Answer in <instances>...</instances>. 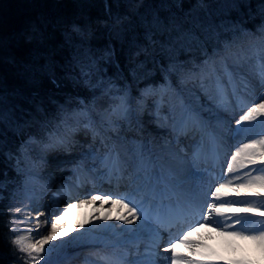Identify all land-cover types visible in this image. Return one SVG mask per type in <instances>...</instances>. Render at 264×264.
Wrapping results in <instances>:
<instances>
[{"label": "snow or ice", "instance_id": "6c2138e0", "mask_svg": "<svg viewBox=\"0 0 264 264\" xmlns=\"http://www.w3.org/2000/svg\"><path fill=\"white\" fill-rule=\"evenodd\" d=\"M201 7L206 8L208 5L202 3ZM227 7L229 15L200 22V28L207 34V39L197 40L195 43L204 52L206 59L198 66V72L183 73L188 78L199 80L201 89L210 100H223L229 93L239 100L241 86L245 92L255 87L264 90V0H260L258 11L254 10L252 13L247 9L253 6L246 0H234ZM233 9L241 11L231 12ZM98 24L104 28L103 43H97ZM57 34L60 36L58 41ZM191 36V31L179 21L161 13L147 16L132 12L114 15L109 10L105 21L83 18L37 20L24 35L25 43L32 45L28 56L13 61L22 81L21 87L16 91L20 102L11 107L7 116L0 111V124L6 118L9 119L13 131L21 135L28 129H38L37 133L29 134L25 147L36 144L38 147L42 146V152L64 147L68 144L67 136L60 133V125L53 128V120L45 115L53 106L58 92L69 84L81 83L100 87L105 95L113 90L119 92L113 78H101L105 65H115L124 56L130 64L134 63L139 68L141 61L137 58L148 56L157 48L172 54L177 47L187 45L191 48L192 45L188 42ZM242 37L253 44L247 50L234 53L233 49ZM209 41H215L211 55H208L204 47ZM185 67L173 60L168 71L181 72ZM118 78L119 73L116 74V79ZM113 98L120 100V110L124 118L129 119L126 94L114 95ZM202 110L203 106L196 108L183 102L179 106L173 105L170 115L164 120L170 121L169 126L175 133V143L168 141V146L159 152L154 151L147 143H139L130 149L125 148L123 155L115 146L102 155L96 149L82 154L78 168L91 163L104 169L102 175L109 179L127 177L131 190L111 202L127 210L126 215L117 217L123 225H136L122 229L124 239L115 245L117 248L131 245L132 248L112 255L96 254L97 258L90 260L89 264H200L199 261L179 254L176 244L187 243L188 232L206 224L226 235L255 241L264 249V227L259 230L244 227L256 223L264 226V220L251 221L243 215L226 214L234 211L256 212L264 217V210H261L264 208V97L261 102L247 106L235 121V133L243 136L246 142H240L235 151L229 153L230 160L226 162L228 178L220 176L208 182H204V178L192 170L197 168L201 143L194 145L191 159L179 147L181 135H191L194 138L199 134L201 141L207 137L213 143L217 140L213 135L216 129L211 119L206 120L201 115ZM56 111L57 117L62 118L65 125L68 124L73 113L67 107L59 105L56 106ZM208 111L219 125L220 116L214 115L211 108ZM245 124L247 126L241 127ZM42 131H48L47 142L43 137L39 140L36 138ZM2 145L3 139H0V146ZM36 158L44 161L43 154H38ZM33 178L38 177L32 174L27 177L28 180ZM193 181L201 185L199 192L193 191ZM3 186V180H0V188ZM226 189H232L236 197H230ZM110 199L109 195L100 194L80 202L95 203L103 200L107 203ZM237 205L242 207L237 209ZM71 206L69 204L67 207ZM67 207L55 215L51 222V233L35 243L26 244L22 239L14 238L18 251L25 253L32 264H40L41 260L45 264H52L42 255L51 253L52 249H45L44 245L58 239L57 225L67 214ZM189 214H199V219L184 229L177 238L169 239L162 245L161 229L170 228ZM40 215L45 213L41 212ZM214 216L220 219L214 220ZM102 219L108 220L111 217L105 216ZM161 251L167 255L161 256Z\"/></svg>", "mask_w": 264, "mask_h": 264}, {"label": "trees", "instance_id": "16d2710c", "mask_svg": "<svg viewBox=\"0 0 264 264\" xmlns=\"http://www.w3.org/2000/svg\"><path fill=\"white\" fill-rule=\"evenodd\" d=\"M233 2L234 0H0V111L7 116L11 107L20 102L16 91L21 87L22 81L18 77L17 65L13 61L28 56L32 45L25 43L24 35L29 26L37 20L83 18L105 21L110 10L114 15L132 12L147 16L161 13L175 18L188 28L192 33L188 41L192 45L191 48L187 45L177 47L174 54L162 52L157 48L150 55L137 58L141 61L139 68L134 63L130 64L124 56H121L115 65L104 66L101 78L105 80L113 78L115 88L120 89L119 92L113 90L109 93L120 96L126 94V100H130L131 92L139 96L161 83L156 79L158 76L162 77L163 83H169L170 80L176 83L182 78L183 73L197 70L206 59L204 52L195 43L197 40L207 39V34L200 28V22L204 19L210 20L229 15L230 10L227 6ZM246 2L253 6L247 9L249 13L258 11L260 0H246ZM202 3L208 7L202 8ZM239 11L241 10H231V12ZM97 27V43H103L104 28L99 24ZM59 39L60 36L57 34L56 40ZM214 46L215 41H209L204 45L208 55L212 54ZM173 60L186 67L181 72L168 71ZM117 73H119L118 79H116ZM97 94H104L100 87L84 83L69 84L63 91L57 93L53 106L45 115L53 120L54 128L62 121V118L57 117V105L67 107L73 114L86 113L80 98L90 105ZM0 130H2L0 139H3V145L0 146V180L4 182V186L0 188V264H25L24 260L15 259L19 251L14 244L12 233V202L15 189L18 191L21 182L16 157L20 153L22 142L28 140L29 134L37 133L38 129H28L21 135L13 131L10 120L6 118L3 124H0ZM44 132L47 131H42L39 135ZM27 264H32V261L28 260Z\"/></svg>", "mask_w": 264, "mask_h": 264}, {"label": "rangeland", "instance_id": "374dc122", "mask_svg": "<svg viewBox=\"0 0 264 264\" xmlns=\"http://www.w3.org/2000/svg\"><path fill=\"white\" fill-rule=\"evenodd\" d=\"M198 83H199V80L197 79H189L186 82H182L179 86V90L176 94V98H178L181 102L189 104L194 107L199 106L201 108V106H203V108L206 110V112L202 110V113H203L202 116L204 117V119L206 120L214 119L212 115H207V112H209L207 110V107L213 106L216 103H221L222 100H220L219 98H217L216 100H210L207 95H205L204 97L201 96V92L204 93V91L201 89L200 84ZM242 93H245V91L243 90L241 86V94ZM228 96H226L225 98H227ZM113 97L114 95L97 96L90 110L91 112H95L94 115L96 117L93 119L94 116L92 114L88 116L87 115L84 116L82 113H77L76 117L79 119L78 120L79 123L77 121L74 122L73 118H71V120L66 125L62 122L60 124V129H59L60 133H63L65 129L67 130L76 129L79 127L78 125H83V124L90 125V122H91L92 124H95L96 127H102L105 130V132L106 131L110 132L111 144L107 146V151H109L110 148L115 146L117 150L121 152L120 150L121 148L123 149L131 148L136 142V139H134L133 137H129V134L125 132V127L123 126L125 124V126L127 127V122L133 121L132 118L135 115L131 114L132 110L135 109L137 111L135 120H137V122L141 125V128H140L141 132L150 133L151 126H152L150 124H153V121L158 122V120L162 119V117L165 116L164 114H160L158 110L150 106L146 110L145 105L140 104V101L139 103H136L137 105L135 103L127 104V107L130 112L129 119H125L122 112L119 115L120 118L114 117L116 112L112 116H102V115L100 116V113H107V114L111 113L112 111L111 109H113L112 105L116 103L117 101V99H114ZM187 101L189 102L187 103ZM151 105H153V103H151ZM159 115L161 116V118ZM72 117H74V115H72ZM101 123L103 126H101ZM107 123H109V125H107ZM244 126H247V125L246 124L241 125V127H244ZM42 136H44L43 138H47L48 131L44 132V134L38 135L36 138L40 139V137ZM236 136L241 139L240 142H246V139L243 136H238L237 134ZM147 142L148 141L146 140L145 143ZM76 143H77V138L75 137H73L72 140L68 141V144L70 145V147L74 148L70 150H75V151L81 150V152H79V156H81L80 154L88 153L94 149V148H90L89 150H85V149H82L83 148L82 143H80L81 145L79 144L81 147L79 145H76ZM24 145L23 147H25ZM36 146H37L36 144L28 145L29 150L27 149V146H26V148L22 149L21 154H19L16 157V165L18 166L21 174L23 172L24 175L22 177V175L20 174L21 182L17 188L18 191H16L15 189V197L12 202L13 203L12 204L13 206L12 207V213H13V220H12L13 232L12 233L14 234V238L22 239L26 244L35 243L36 240L42 238V236L34 235V234L30 235L29 237H26L25 232L27 230L31 228L34 229L33 226L37 227V224L39 227L40 226H44L46 228L47 226L51 227V225L49 224H51V222L54 221L53 219L54 213L52 212L57 209V207H54V205L52 204V201L59 199L57 198L56 191L62 188V187L57 186L56 182L51 183L50 180H47V177L43 173V170L39 169L41 160L36 158L38 154H36L35 151L38 150L39 154L40 152L42 153V150H41L42 146L41 147L37 146V148ZM167 146L168 144L163 146V148H166ZM52 152H53L52 150H48L46 151V153H43L44 158L45 156L48 157V154ZM97 152L98 154L101 152V155H102V151L97 150ZM31 153H33V155H31ZM75 162L77 164L80 163V161H77V160H74L73 163ZM54 165H58V163H55ZM87 167L89 169H93V168L95 169L97 165H95L92 168L91 163H89ZM87 167L85 168L88 169ZM57 170L58 169L52 172L51 177L54 179L58 178V180H60L58 184H61L62 181H64L63 182L64 184H67L68 182L70 184L72 182V181H69L71 176L66 177V176L60 175L57 172ZM96 170H98L99 173L100 171H102L100 168L99 169L96 168ZM56 173H58V176L54 177L56 176ZM29 174H32L34 177H38V178H33L31 180H28L27 177L29 176ZM49 183L52 184L50 187L48 186ZM90 197L91 196H86L83 199L84 200L90 199ZM108 202L109 204L107 207H105L104 204H102V201L97 202L95 204L99 206H104V210L109 211L110 208L112 207L111 205L112 202L111 201H108ZM75 203H77V200L73 204ZM117 205L121 207L119 204ZM32 206L33 207L35 206V208H33ZM46 207H49L48 209L49 211L46 209ZM45 210H47V213H49L48 218L46 220L48 221V223H45V221L43 220L44 216L40 215V213L44 212ZM100 214L101 213L98 212L97 214L93 215V214H90L88 211H85L82 217H80L79 219L75 218L74 220H73V217H74L73 214L70 215V217L68 218L66 214L63 219L65 220L66 223L63 225L62 232L67 233V235H64L61 238L59 243L54 242L53 245H50V246L47 244L44 245L45 249H49V248L52 249L51 253L42 254L45 256V259L50 260L52 264H58L60 260L64 259L67 255L69 256L70 254H73V253L75 254V252H78V256H79V254L82 251H87L91 246L95 244L105 243L102 240H109L110 238H116L114 232L110 228H107V227L105 228L103 227V225L100 226L99 223L96 222V218H100ZM114 214L115 213H113V210L109 212L111 219L114 216ZM34 215L39 216L38 218L40 219L38 222H36V220L32 218V216ZM259 220H264V219H259ZM107 222L110 223L111 226H114L112 222H109V221ZM108 223H105V225ZM261 227H264V226H261ZM81 233H84V235L81 236ZM48 234L49 233L47 231L45 235H48ZM73 237H75V239H73ZM63 241L64 242L68 241V243H66V246L62 245L64 243ZM119 242L120 240L115 239V241L113 242V245L115 246ZM259 247L260 245L257 242H252V244L249 247H246L244 250L248 257V262L247 263L242 262L241 264H264V250L260 251L258 249ZM95 253L96 251H93L91 249L89 261L96 258ZM221 257L235 264L240 263L239 261L235 259L234 256L230 255L228 251H226L225 249L223 250V252H221ZM15 259H18L19 261L20 260L21 261L30 260L25 253H22L20 251H19V255L15 257ZM89 261L86 264H89ZM40 264H45L44 260H41Z\"/></svg>", "mask_w": 264, "mask_h": 264}, {"label": "bare ground", "instance_id": "6f19581e", "mask_svg": "<svg viewBox=\"0 0 264 264\" xmlns=\"http://www.w3.org/2000/svg\"><path fill=\"white\" fill-rule=\"evenodd\" d=\"M156 79L158 81H161V83H163V79L161 76L156 77ZM249 94L251 95V97L249 98L251 103H255L257 101L261 102V98L264 97V90H261L260 88L255 87V88L251 89ZM81 101H84V100L80 98V102ZM250 105H248V106H250ZM246 107L247 106L241 107V108L246 109ZM219 111L222 112L223 114H217V112H215V110H214V115H219L221 118V123L219 125L216 124V128H215L216 130L214 133H215V135L220 136L218 138V140L222 142V141H224V135L235 134V132L233 131V129L235 127V124L233 123V121L238 119L237 117L240 116L241 112H238L237 115H234L232 117V119H230L229 118L230 115L228 113L229 112L228 106H226V107L221 106L219 108ZM215 123H216V121H215ZM150 125H152V126H151V132L149 133L148 137H153L154 146L158 147L157 149H159V147H162V145H163L161 143V141H163V138L165 136V134H164L165 130L161 129L163 126H161L160 124L155 125V121H153V124H150ZM128 127H129V129H131L133 131H138V132L140 131V128H141L140 126H138L136 124H130ZM206 142L207 141L203 140V143H206ZM219 145H221V144H219ZM222 145H226V144L222 143ZM207 147H208V144H207ZM211 149L214 151H217L218 153L221 152L223 154V156L226 159H228V161L230 160L229 153L235 151L234 148H232L231 143H228L227 149L223 148V147H218L216 144H214V146H212V143H211ZM49 156H50L51 160L59 157V155L57 153H50ZM60 156L63 157L62 155H60ZM73 156H78V155L73 152V153H71L65 157H73ZM48 159L49 158L45 159V161L48 162ZM98 168H100L99 165H98ZM95 173H96L95 171L93 173H89L88 175H86V177L84 176V179L87 178L89 180H96V181H98L97 186L100 187V185H102L103 187L106 188V185H103L100 183V181L102 179H100L99 177H96V175H94ZM226 173H227V170H226ZM197 174L200 175L198 172H197ZM21 175L23 177L24 173L22 172ZM45 176L47 177V180H49V176L47 173L45 174ZM113 178H115V177H113ZM224 178H228V176L226 175ZM204 182H205V180H204ZM56 183H58V180H56ZM116 183H117V185L125 183V185H129V187H130V182L127 179V177H124V178L117 180ZM191 187H192L193 191L199 192L201 185L198 184L196 181H193ZM225 191L230 197H233V198L236 197V193L232 189H226ZM87 192L93 193V190L88 188ZM243 195H244V190H242V192H241V196H243ZM77 198H78V199H76L77 203L72 204L71 207L66 206L68 217H70V215L73 214L74 215L73 220H74L75 218L79 219L80 217H82V215H84L85 211H88L90 214H93V215L100 212L101 213L100 219L96 218V222L99 223L100 226L103 225V227H105V228L106 227L110 228L114 232L115 237H116V238H110L109 240H102L105 243H112L115 241V239H118L120 241L123 240L124 236L122 233V229H124L126 227H135L136 226V225H131V226L123 225L121 220L117 219V217H120L122 215L127 214V210L119 207L117 204H115V205L111 204L112 207L108 211V210H104V206L107 207L109 202L105 203L103 200H98L95 203L102 201V204H104V206H99L95 203H81L80 201L84 200L82 198V195L78 196ZM65 201H66V197H63L61 200H56L53 205H54V207H57V206L58 207L54 211L58 212V213L62 212L66 207L62 206L61 204L62 203L66 204ZM240 207H241V205L236 206L237 209H239ZM33 208H35V206ZM46 208L49 209V207H46ZM112 210H113V213H115L114 216L112 217V219H108V220L102 219L105 216L110 217L109 212H111ZM226 214L227 215H233V216L243 215V216H246L251 221H258L256 212L241 213L239 211H234V212H227ZM193 216H194L193 214H189L185 217V218L191 217V219L186 223V226L189 223L192 224L194 222V221H192ZM38 217L39 216H37V215L32 216V218H34L36 220V222H38L40 219ZM47 218H48V215H45L43 217V220L46 221ZM213 219L219 220L220 218L214 216ZM71 220H72V218H71ZM107 221L112 222V224H114V226H111V224L108 223ZM65 223L66 222L63 221L62 223H59L57 225L58 239L55 241H50L47 245L50 246V245H53L54 242H57V243L60 242L61 238L65 234L64 232H62V228H63V225ZM105 223H108V224L105 225ZM137 223H139V222H137ZM49 225H51V224H49ZM253 226H254L253 224H247L244 227L246 229L250 230V228L251 229L254 228ZM33 228L34 229L31 228L25 232L26 237H29L32 234L40 235L43 237L47 231L49 234L51 233V227H49V226H47V228L44 226L39 227L37 224V227L33 226ZM187 241L188 242L185 244H176V251L179 254H181V255L189 258V259L199 261L200 264H235V263H232V262L225 260L221 257V252H223L224 249L226 251H228V253L230 255L234 256L237 261L240 262L237 264H241L242 262L247 263L248 257L246 255V252L244 249L246 247H249L252 244V242H255L252 240H245V239H241L239 237L226 235V234L220 232L219 230H217V228H215L214 226H208V227L198 228V229L194 230L192 232V234L189 237H187ZM62 245L66 246V242H64ZM129 246L130 245H128L127 248ZM93 247H97V245H93ZM258 249L260 251L264 250L260 247ZM165 255H167V254H165Z\"/></svg>", "mask_w": 264, "mask_h": 264}]
</instances>
